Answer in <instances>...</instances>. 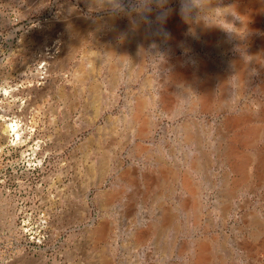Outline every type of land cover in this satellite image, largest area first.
<instances>
[{"label": "rangeland", "instance_id": "374dc122", "mask_svg": "<svg viewBox=\"0 0 264 264\" xmlns=\"http://www.w3.org/2000/svg\"><path fill=\"white\" fill-rule=\"evenodd\" d=\"M0 264H264V0H0Z\"/></svg>", "mask_w": 264, "mask_h": 264}, {"label": "bare ground", "instance_id": "6f19581e", "mask_svg": "<svg viewBox=\"0 0 264 264\" xmlns=\"http://www.w3.org/2000/svg\"><path fill=\"white\" fill-rule=\"evenodd\" d=\"M47 62V61H46ZM42 66V64H41ZM41 66L37 67L34 71V73H32L30 76L31 77H41V73L43 74V70L41 69ZM17 90L16 87L14 88H10V89H1V94H11L13 95L14 91ZM10 95V96H11ZM6 115V112H2V116H5ZM9 119V118H8ZM22 119H26V115H24L22 117ZM20 124L17 122V120H9V123H5V125L3 126V129H2V135H12V137H14L15 140H19L20 138V134H21V131H20Z\"/></svg>", "mask_w": 264, "mask_h": 264}, {"label": "water", "instance_id": "95a60500", "mask_svg": "<svg viewBox=\"0 0 264 264\" xmlns=\"http://www.w3.org/2000/svg\"><path fill=\"white\" fill-rule=\"evenodd\" d=\"M115 11H117L118 9L116 8V9H114Z\"/></svg>", "mask_w": 264, "mask_h": 264}]
</instances>
